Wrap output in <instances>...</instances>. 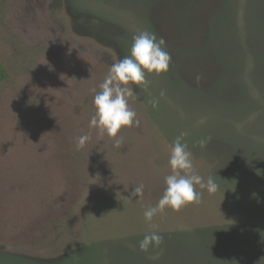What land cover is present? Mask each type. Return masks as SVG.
<instances>
[{"label": "rangeland", "instance_id": "374dc122", "mask_svg": "<svg viewBox=\"0 0 264 264\" xmlns=\"http://www.w3.org/2000/svg\"><path fill=\"white\" fill-rule=\"evenodd\" d=\"M142 30L171 63L114 148L91 89ZM0 63V264H264V0H0ZM181 132L218 191L149 222Z\"/></svg>", "mask_w": 264, "mask_h": 264}, {"label": "clouds", "instance_id": "9594fccd", "mask_svg": "<svg viewBox=\"0 0 264 264\" xmlns=\"http://www.w3.org/2000/svg\"><path fill=\"white\" fill-rule=\"evenodd\" d=\"M164 45L163 38L157 39L155 33L148 30L138 32L133 36L130 55L110 66L107 76L99 84V91L91 89L94 93L95 112L90 119V128H98L101 134L107 133L113 138L114 148H120L123 143L117 135L123 126L132 127L140 124L136 112L128 104L129 98L133 96V88L129 85L146 86L149 83L146 79L147 74L155 72L159 75L169 70L171 55L165 50ZM152 104L156 107L157 101L153 100ZM186 135V132H181L172 142L169 158L172 174L165 177L166 187L159 202L144 211V217L149 222L166 208L179 211L189 203H200L201 193L195 190V185L202 189L206 188L209 194L218 191L219 186L211 176L205 183L201 176L187 174L193 169V161L187 143L182 142ZM90 139V135L80 136L77 148H82ZM210 139V137L201 139L198 143L203 148ZM143 194V184L133 185L130 197ZM162 242L163 236L152 231L139 242V248L141 251H148L149 247H159Z\"/></svg>", "mask_w": 264, "mask_h": 264}, {"label": "trees", "instance_id": "16d2710c", "mask_svg": "<svg viewBox=\"0 0 264 264\" xmlns=\"http://www.w3.org/2000/svg\"><path fill=\"white\" fill-rule=\"evenodd\" d=\"M8 78L6 68L0 63V81H5Z\"/></svg>", "mask_w": 264, "mask_h": 264}]
</instances>
